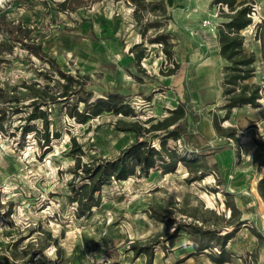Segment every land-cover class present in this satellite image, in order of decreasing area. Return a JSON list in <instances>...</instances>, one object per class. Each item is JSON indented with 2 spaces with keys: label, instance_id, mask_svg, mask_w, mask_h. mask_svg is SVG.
I'll return each mask as SVG.
<instances>
[{
  "label": "rangeland",
  "instance_id": "374dc122",
  "mask_svg": "<svg viewBox=\"0 0 264 264\" xmlns=\"http://www.w3.org/2000/svg\"><path fill=\"white\" fill-rule=\"evenodd\" d=\"M231 1L0 0V89H16L0 99V264H264V0ZM240 7L248 66L220 54ZM58 71L76 81L66 101ZM109 93L121 113L70 116ZM240 93L256 105L230 107ZM136 140L165 163L90 194L80 166Z\"/></svg>",
  "mask_w": 264,
  "mask_h": 264
},
{
  "label": "trees",
  "instance_id": "16d2710c",
  "mask_svg": "<svg viewBox=\"0 0 264 264\" xmlns=\"http://www.w3.org/2000/svg\"><path fill=\"white\" fill-rule=\"evenodd\" d=\"M216 3L226 4L228 8H230L229 6H232L231 0H216ZM248 14H249V8L247 7H240L236 9L234 11V15L229 16L230 20L224 23V26L227 28V30L221 29L219 33V38H220V43H221L220 54L222 55V57L230 61L232 66H248L254 61L253 55H248V56L241 55L240 57H237L238 54H241V37H239L238 35H232V33H234V30L238 31L244 26L250 24V18L247 16ZM58 72L63 82H65L61 85L62 91L58 95L59 101H66L70 94L77 92L74 88H72L73 82H76V81L70 75H66L60 71ZM239 78L240 77H234L230 83L235 84L236 81L239 80ZM241 78L244 79L246 77H241ZM8 90L9 89H6L5 91H3V89H0V92H1L0 99L3 100L2 102H6V101L11 102L15 100L13 99L16 97L13 93L16 90L15 87L11 88L10 90L12 94L3 95L4 92H7ZM35 90L36 89L33 90V93L35 92ZM256 98L258 97H256L255 94L245 95L244 93H240L238 95H233L229 99V102H230L229 106L234 107V106H237L238 104H251L255 106ZM83 102L85 106L83 110L74 111V113H69L71 117H74L79 122H85L86 119L91 114H98L102 110L112 111L113 113H116V114L121 113L123 110V106H124L122 97L116 93L114 94L109 93L107 95V99L104 100V99L99 98V99H96L91 104L87 103L86 100H83ZM42 104H46V103H42ZM178 108L180 107H177L174 112H177V110H179ZM7 110H12V108L11 109H8V107L2 108V109L0 108V122L3 120V115L5 114ZM36 110L37 108H35L34 112H36ZM9 112H12V111H9ZM190 114L195 115V118L200 117V115L194 111H190ZM182 115H183V112H179L178 115L175 117V119L180 118ZM42 117H44V121H45L43 140L47 145V142H48V133L46 132L47 127H48L47 119L44 113L42 114ZM34 118H36L35 113H31L27 119H34ZM173 121H174V118H173ZM172 123L173 122L167 123V121L160 122L155 125L149 126V128H147L145 132L149 133L152 130L166 129ZM0 128H1V125H0ZM22 130L24 134L25 132H28L30 128L23 126ZM132 130H134L137 133L139 131L138 128H134V127H132ZM176 130L177 129L169 131L168 133L170 134L169 136L177 137L178 135L175 133ZM157 159L162 164L165 163L164 157L160 155V152L157 149H155L154 147H151L144 140H136L135 142L130 144L128 147H126L122 151L121 155H119L115 159L104 161L102 163L97 164V166H92V167L90 166V164L89 165L82 164L80 166V170H84L85 174L91 180V183L88 186V188H89V193L92 194L95 190L98 189V188H95L94 186L96 183V180L102 178L103 180L101 181V183H104L109 179L111 175L116 179H125L129 174H133V164L134 163L138 165L139 169L143 173H147L149 168H152L156 165ZM78 167H79V163H78ZM86 198H88V196H86ZM153 210H154V216L156 219L162 222H165L168 219V216L161 209H158V210L153 209ZM204 248L206 247L201 245L198 250L201 251Z\"/></svg>",
  "mask_w": 264,
  "mask_h": 264
},
{
  "label": "built area",
  "instance_id": "2783aa9c",
  "mask_svg": "<svg viewBox=\"0 0 264 264\" xmlns=\"http://www.w3.org/2000/svg\"><path fill=\"white\" fill-rule=\"evenodd\" d=\"M219 8L221 7L223 9V7L227 8L226 4H222V3H218ZM205 26L210 28L213 27V22L211 21V19H207L205 22Z\"/></svg>",
  "mask_w": 264,
  "mask_h": 264
},
{
  "label": "crops",
  "instance_id": "0c3cea01",
  "mask_svg": "<svg viewBox=\"0 0 264 264\" xmlns=\"http://www.w3.org/2000/svg\"><path fill=\"white\" fill-rule=\"evenodd\" d=\"M232 108H236V106L232 107Z\"/></svg>",
  "mask_w": 264,
  "mask_h": 264
}]
</instances>
